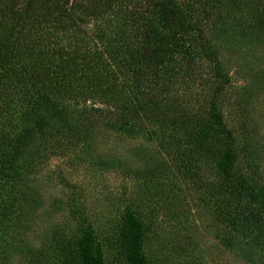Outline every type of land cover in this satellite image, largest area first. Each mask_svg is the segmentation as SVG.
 Here are the masks:
<instances>
[{
	"label": "trees",
	"instance_id": "1",
	"mask_svg": "<svg viewBox=\"0 0 264 264\" xmlns=\"http://www.w3.org/2000/svg\"><path fill=\"white\" fill-rule=\"evenodd\" d=\"M250 18L264 34V0ZM206 28L194 0H0V231L31 206L43 163L112 134L155 143L199 185L209 163L201 189L228 252L241 242L264 259V181L239 169ZM76 217L80 264H104L94 225ZM124 218L130 264H149L141 218Z\"/></svg>",
	"mask_w": 264,
	"mask_h": 264
},
{
	"label": "rangeland",
	"instance_id": "2",
	"mask_svg": "<svg viewBox=\"0 0 264 264\" xmlns=\"http://www.w3.org/2000/svg\"><path fill=\"white\" fill-rule=\"evenodd\" d=\"M194 1L230 81L220 104L239 169L264 181V34L255 32L250 18L255 0ZM28 157L24 152L21 161ZM209 172L210 164H202L199 185L168 164L155 143L112 134L74 157H53L31 177L29 209L0 231V264H80L73 248L81 233L79 212L95 227L103 263L130 264L128 208L144 224L149 264H264L245 243L228 252L227 230L201 189Z\"/></svg>",
	"mask_w": 264,
	"mask_h": 264
}]
</instances>
